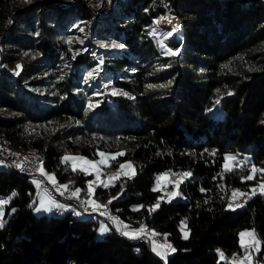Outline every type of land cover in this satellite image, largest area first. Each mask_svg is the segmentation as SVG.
<instances>
[{"label":"trees","instance_id":"16d2710c","mask_svg":"<svg viewBox=\"0 0 264 264\" xmlns=\"http://www.w3.org/2000/svg\"><path fill=\"white\" fill-rule=\"evenodd\" d=\"M161 1L181 21L175 57L158 52L148 35ZM122 5L127 18L98 30L122 37L127 49L106 60L104 83L96 85L85 79L91 54L78 52L73 59L69 46L78 41L65 39L68 22L92 20L86 0H0V47L6 51L0 59L14 74L0 77V145L40 155L43 169L71 192L84 187L90 174L73 172L60 161L61 152H123L110 165L131 159L135 176H121L107 188L98 185L94 194L111 200L107 206L116 219L153 228L176 251L165 259L143 237L112 228L99 234L100 211L78 216L68 205L36 212L30 207L34 181L0 165V197L16 193L3 209L0 264H231L217 250L240 252L243 227L255 229L262 242L256 256H263L264 196L234 210L227 205L232 189L250 188L261 173L252 181L241 177L253 165L264 168V0ZM90 103L95 107L89 109ZM228 152L236 156L232 171L223 168ZM164 169L191 173L179 185L185 198L163 199L149 213L161 194L152 190L154 176Z\"/></svg>","mask_w":264,"mask_h":264},{"label":"snow or ice","instance_id":"6c2138e0","mask_svg":"<svg viewBox=\"0 0 264 264\" xmlns=\"http://www.w3.org/2000/svg\"><path fill=\"white\" fill-rule=\"evenodd\" d=\"M97 7L99 6V4L96 5ZM162 20L168 21L169 23H171V21L169 20L168 17H161ZM154 24H159V21H154ZM180 27V25L177 23L176 25H174L173 27V32H175L178 28ZM81 31H83V29H81ZM157 33V29L156 28H152L151 31L148 32L149 36H153L155 37ZM169 35H171V33H169ZM68 43L72 42V38H69ZM81 43H83V41H80ZM98 44L100 47L102 48H123L124 45L117 43L116 41H112L111 43H105L103 41H98ZM161 47H164V42L161 41ZM180 49L177 48L175 50H173L172 48H166V50L164 51V55L166 56H170V57H175L179 54ZM24 55H28V53H25ZM78 55V52L73 53V59H75V56ZM101 64H103V59H101L100 61ZM21 65L17 64L16 65V69H15V74L19 75L20 74V69H21ZM99 70V65L97 66L96 71ZM93 75L92 72H90L88 74L89 77H91ZM63 77H61L62 79ZM87 79V78H86ZM171 83V81L169 82ZM148 87H152L151 85H149ZM164 87H166V85H164ZM219 91V90H217ZM113 95H125L127 96L128 94L119 90H113ZM228 95H232L231 92L228 93ZM131 98V97H130ZM216 103H219V100L216 101ZM95 107V105L93 104H89L88 108L91 109ZM212 154H215V150H213ZM98 155L100 157L99 160H89L86 157H82V156H71V155H65L61 158V162H71V168L72 171L75 172L77 170L88 174L89 172H94L96 175V180L92 181L89 180L87 182V191H88V196L89 199L86 201H81V203L83 205H87V207H85V211L89 210V207L91 208V211L96 212L98 211L100 208H106L107 205H101L98 204L95 200H93L91 197L93 196L94 193V184H98L99 186L102 187H109V184L114 181L119 179L121 176L127 177L129 179H131L132 177L135 176V171L134 166L132 165L131 162H124V163H120L119 164V168L117 169V171L115 173H112L109 175L107 181H101L100 180V170L99 167L101 165L107 167L109 166L108 161H115L117 159V157L120 156H124L125 154L123 152H117L115 154H106L104 152H98ZM27 159V157L25 158ZM236 160V156L233 154H225L224 156V165L223 168L225 171H232V164L231 162ZM77 161H81L82 164H78ZM16 167H23L22 164H17ZM41 175H44L47 177V179L53 184H56V180H55V176L53 174H47L44 172L43 167H40L37 169ZM261 173V179L257 182V184L253 187H251V189L248 192H243L240 189H233L232 190V194L231 197L229 198V203L227 205V207L229 209H236V208H241L244 205L240 204V203H234V201L236 199H238L239 197H244L245 201L247 199H250L253 196L256 195H261L264 196V168L258 169L255 165H253L249 171V174L242 176L241 179L242 180H247V181H252L256 179V173ZM169 175H174L177 176L178 178L172 182L174 183V190L172 192L167 193V197L170 200L172 197L174 196H179L180 192L176 189L179 188L180 183H182L183 178H186L188 176L191 175L190 172H183V173H172L171 170H169V172L166 173H162L159 177H157V181H156V187H154L152 190L153 191H157L158 189H160L161 187V181L166 180L167 177ZM171 182V181H170ZM59 188L61 189H67L68 185H60ZM80 189L77 188L75 189V191H73L71 193L72 197H78L79 193H80ZM121 191H123V186H121ZM201 191H205L204 189H201ZM63 194V193H62ZM16 193H13L12 196H15ZM119 195V193L117 194ZM12 196L8 197L7 199H0V228H3L5 225V221L2 219V217L4 216V206L7 205L10 200L12 199ZM116 197H112L111 199H115ZM164 197H158L157 198V202L155 204H153L152 206L149 207L148 211L149 213L154 212L157 208H159L160 206V201L163 200ZM52 200L51 197L48 198V200H45L43 197L40 199L39 202V206L36 207L37 211L40 210H50L49 205L52 204ZM109 203H111V200H109ZM34 205H30V207H33ZM58 206V205H57ZM138 210V209H135ZM13 211H15V209H13ZM76 215H80V213H75ZM103 214V213H101ZM113 220L115 221L116 218L113 217ZM182 232L184 233L183 238L184 239H188V232L186 231V221H182ZM125 228H127V226H125ZM117 230L119 231V227L117 228ZM100 232H105L107 231V228L102 224L100 229ZM123 235L125 236H129L130 238H138V237H142V236H147L148 233L145 232L144 230V226L141 225L140 229H134L131 232L129 231H123ZM152 236L157 235L155 232L151 233ZM239 243H240V247L243 249V256H238L236 254L233 255L231 264H253V252H260L261 249V240L259 238H257L256 236V232L255 229H245L242 230L239 234ZM152 251L156 252L157 255L161 256L162 258L167 257V254L169 252H175L176 249L174 247H172L171 245H157L155 243V241H153V247H152ZM219 252V250H217ZM220 258L223 260L225 259L224 254L222 252H220Z\"/></svg>","mask_w":264,"mask_h":264},{"label":"rangeland","instance_id":"374dc122","mask_svg":"<svg viewBox=\"0 0 264 264\" xmlns=\"http://www.w3.org/2000/svg\"><path fill=\"white\" fill-rule=\"evenodd\" d=\"M101 2H102L101 0H98V1H95V0H86V3L88 4V6L92 9V20H90L89 22H83V21H79V20H74V21L68 22L67 23V26H66L67 27V29H66L67 31H66V38H65L67 40L69 38H72V39L74 38V39H76L78 41V44L77 45H72L71 44L69 46L72 55H73V53L82 52V51L83 52L86 51L87 53L91 54L94 63H93V65L88 70H86V72H85V79L86 78L87 79H91L92 82H94L96 85H98V84L102 85L104 83V72H105L104 65H105L106 60H108L111 55H117L118 53H123L127 49V47L125 46V44H124V42L122 40V37H120L119 39L113 38L114 36L111 33H108V32L105 35L104 34L103 35L102 34L99 35V31L100 30H98V28L102 27V25H114L115 24V22H113L110 19L111 16L114 15V17H117V18H127L124 15L125 12L122 11L123 8L120 9V7H119V10H121V11H117L118 9L117 10L115 9V13L112 12V15L110 13L108 16H104V17L97 16L96 13L94 12V8L91 5H97V4L101 5ZM160 7H162V10L160 12H158V14L156 15L157 18H159L162 15L161 14L160 16H158L162 12H164L163 14L171 13V11H169L168 9L165 8L163 1H161ZM173 15H175V14H173ZM93 16H95V17H93ZM156 16L154 18H156ZM175 16L177 17V15H175ZM154 18L151 19V23L152 24H153ZM104 20H106V22ZM95 23H97V27H96L97 34L93 33V29L94 28H92L93 26H95ZM81 29H83V31H81ZM151 29H152V27L150 25L149 31H151ZM178 33H180V31ZM178 35L179 36H177V37H178V40L179 41L175 44V46H174V43H173V45H171L169 43H166L164 45V47H161V49L159 50L157 48L156 43H153L154 44V47L156 48V50L158 52H160L162 54L164 53V51L166 50V48H172L173 50H175V49H177V48L180 47V45L178 46V43L181 41V38H182L181 33L178 34ZM101 37L102 38L103 37H110L112 40H114V41H116V42H118L120 44H123L124 47L123 48H116V50L115 49L101 48V47L97 46V44L95 43L96 39L97 38H101ZM150 38H151V36H150ZM174 40H177V39H174ZM80 41H83V43H81ZM0 44H1V41H0ZM1 46H2V44H1ZM5 53H6V51H4L0 47L1 57H3V54H5ZM101 59H103V64L100 63ZM0 63L3 64L2 58L0 59ZM98 65H99V70L96 71ZM90 72L93 73V75L91 77L88 76V74ZM11 73H12V71H11ZM233 88L234 87H232L231 90H233ZM0 148H3V150L6 149V148L2 147L1 145H0ZM7 151H9V150L7 149ZM12 152L13 153H16V154H20V155L21 154H24L25 156L26 155H32V154H34L33 156H36V158L39 159V163H38L39 164V168L42 167V160H41V156L40 155H38L36 153H33V152H26V153L25 152L18 153V152H15V151H12ZM98 152H104L106 154H115V153H117V151H111V150H105V149H98L97 152H96V154L94 156H89V155H86V154H83V153H78V152L63 151V152L60 153L59 159L61 161V158L63 156H65V155H71V156H82V157H86L89 160H99L100 157L98 155ZM226 154H232V153L231 152H228ZM124 162H131L132 165L134 166V169L133 170L135 171V165H134V162L131 159H123V160H120L115 165H110L111 164V160H109L108 161L109 166L105 167V166L101 165L99 167V170H100V180L101 181H107L109 175L112 174V173H115L117 171V169L119 168V164L120 163H124ZM63 163L64 164H68L71 167V162H63ZM77 163L78 164H82L81 161H77ZM224 163H225V161H223V164ZM231 164H233V162H231ZM44 172L47 173V174H53L52 172H47L45 170H44ZM166 172H169V170H165V169L164 170H160L159 172H157L155 174L154 179H153V187H156L157 177H159L162 173H166ZM183 172H188V171H183ZM172 173H175V172H172ZM176 173L179 174V172H176ZM88 174H90V177L86 180V183H85L84 187H81V186L77 185V186L73 187V189L71 188L72 192L75 191V189H77V188H79L81 190L78 197H81V199L83 201H86V200L89 199L88 191H87V187H88L87 186V182L89 180H92V181H95L96 180V175H95L94 172H89ZM30 178L36 184V191H35V197H34L35 203H34V206H33V210L34 211H36V212H43L44 211V212L51 213V212H54L56 209H60V210L67 209V207L63 204V202H64L63 200H62L63 202H61L60 201L61 199H58V198L54 197L52 194H50L45 189H41V181L39 180V178H37V177H30ZM177 178H178L177 176L169 175L166 180L161 181V187L159 189L161 191V194L159 195V197L163 196L165 200H169L166 194L169 193V192H172L174 190V183H172V182H174ZM46 179H47V177H46ZM58 183L59 182L56 181V185ZM60 184L61 185H66L64 183H60ZM256 184L257 183L251 185V187L255 186ZM56 185H54V186H56ZM96 186H98V184H94V190H95V187ZM251 187L248 188V189H240V188H234V189H240L243 192H248L251 189ZM68 188H70V187L68 186ZM176 190H178L180 192V195L179 196H181V198H185V194L181 191L180 187L178 189H176ZM231 194H232V191H231ZM231 194L228 197V202H229V198L231 197ZM42 197L45 200H48V198L51 197V200H52L53 203L49 205L50 210H43V209L40 210V211H37L36 210V207L39 206V202H40V199ZM175 197L176 196L172 197L170 200H172ZM91 198L93 200H95L97 203L99 202V204H101V205H107V203H109V200H110L109 198H107L105 200H102L99 197H97L94 193H93V196ZM0 199H5V198L0 197ZM244 200H245L244 197H239L238 199H236L234 201V203H240V204H242ZM85 206H87V205H85ZM100 209H103V208H100ZM98 211H100V210H98ZM77 212L80 213V215H78V216L86 215V214L82 213L80 210H76L75 211V213H77ZM2 219H3V217H2ZM96 219L98 220L97 232L99 234H102V232L99 231L101 225L103 224L106 228H108L110 225L108 224V222H106L104 219H102L100 217L99 218H96ZM113 222H114V220H113ZM115 224H116V226H120L121 228H123V231H129V232H131L134 229H140L141 228V226H138V227L130 226V225L126 224V222L123 221L120 218H118V219L115 220ZM125 226H127V228H125ZM180 229H182V223H180ZM245 229H253V228H251V227H243V228H240L238 234L242 230H245ZM144 230H145V232L148 233V235L147 236H142V237H147V240L146 241L149 242V246H150V249L151 250H152V247H153V241H155V243L157 245H170L169 242H168V240L166 238H161V237H159L157 235L152 236L151 233L152 232H155L153 228L144 225ZM186 231L188 232L187 226H186ZM155 233L157 234V232H155ZM181 233H182V235H184V233L182 232V230H181ZM256 236H257V238H259V236L257 235V233H256ZM127 237H129V236H127ZM138 238H141V237H138ZM138 238H135V239H138ZM218 250H219V252H218V257L219 258H220V252H222L224 254L225 259H228L230 261H232V258H233V255L234 254H236L238 256H243V254H244L242 248H241V251L240 252H235V253L228 254V255L225 254L221 249H218ZM154 253H156V252H154ZM169 253H171V252H169ZM252 255H253V264H264V255L261 256V257H258V256H256L257 255V252H253Z\"/></svg>","mask_w":264,"mask_h":264},{"label":"bare ground","instance_id":"6f19581e","mask_svg":"<svg viewBox=\"0 0 264 264\" xmlns=\"http://www.w3.org/2000/svg\"><path fill=\"white\" fill-rule=\"evenodd\" d=\"M102 2H101V5H103L104 4V2H105V0H101ZM128 0H111V3H110V5L108 6V8L102 13V14H100V15H97V16H101V17H104V16H108L110 13H111V15H112V12H114L115 13V9L117 10V11H121V10H119V7H120V9H122V3H125V2H127ZM164 6H165V8H166V6H167V3H164ZM123 11V10H122ZM94 12L96 13V11H95V9H94ZM123 14V13H122ZM110 15V16H111ZM118 15V14H117ZM120 15V14H119ZM124 15H125V17H127V15H126V13H124ZM93 17H95V16H93ZM161 17H168L169 18V20L171 21V23H169L168 21H165V20H162L161 19ZM117 17H114V15L113 16H111L110 17V19L113 21V22H115V19H116ZM118 19H126V18H118ZM105 22H106V20H104ZM117 21V20H116ZM154 21H159V24L157 25V24H154ZM154 21H153V24L151 23V27L152 28H156L157 29V33H156V36L154 37L155 38V40H156V42H154L153 41V43H156V45H157V48L160 50L161 49V41H163L164 42V45L166 44V43H169V44H171V45H173V43H174V46H175V44L179 41L178 40V37L177 36H179L178 34H180V33H178L179 31H180V27H181V22H180V18L179 17H176L175 15H173L172 14V12L171 13H167V14H162L159 18H154ZM102 23V22H101ZM179 24L180 25V27L175 31V32H173V27H174V25H176V24ZM116 24V23H115ZM101 25V24H100ZM152 30V29H151ZM169 33H171V35H169ZM3 36V35H2ZM174 39H177V40H174ZM174 40V41H173ZM98 41H103V42H105V43H111L112 41H114V40H112L110 37H101V38H97L96 39V41H95V43L97 44V46H99V44H98ZM118 41V40H117ZM181 42V41H180ZM180 42L178 43V46L180 45ZM118 43V42H117ZM177 46V45H176ZM100 47V46H99ZM102 48V47H101ZM180 48V47H179ZM106 49H115L116 50V48H106ZM118 50V49H117ZM4 68L6 69V71H0V77L1 76H3V75H12L11 74V72H10V70L7 68V66H4ZM0 151L2 152V153H10L11 155H13V156H16V157H19V159L20 160H26V161H33L34 159H37V162H36V169H38L39 168V159L38 158H36V156H33L34 154H32V155H24V154H16V153H13L12 151H7V149H5V150H3V148H0ZM26 153V152H25ZM36 155V154H35ZM27 157V159H25ZM0 165L1 166H3V167H8V168H11V169H13V170H15V171H17V172H19V173H21V174H23V175H26L27 176V173L22 169V168H18V167H15V166H11L10 164H6V163H4V162H0ZM38 171V170H37ZM38 173L40 174V176L43 178V179H45V180H47L46 179V177L44 176V175H41V173L38 171ZM48 181V180H47ZM53 187H58L59 188V186H60V184H55L56 186H54L52 183H50ZM65 191H67V192H69V193H72L69 189H64ZM54 197H56V198H58V199H61V200H64V202H69V195H61V194H54ZM76 199H77V201L80 203V204H82L81 203V199L79 198V197H75ZM70 207H72L71 209H73V208H75L76 210H80L82 213H84V214H88V215H93V216H95V214L97 215V213H95V212H93V211H91V209H89L88 211H85V209H82V208H80V206L77 204V203H70V204H68ZM83 205V204H82ZM85 206V205H84ZM68 208V207H67ZM108 208V212H109V216H110V218H113V217H115V215H114V213H113V211L112 210H110V208L107 206L106 208H103V209H107ZM101 213H103L102 211H100V215H102V219H105V214L103 213V214H101Z\"/></svg>","mask_w":264,"mask_h":264},{"label":"built area","instance_id":"2783aa9c","mask_svg":"<svg viewBox=\"0 0 264 264\" xmlns=\"http://www.w3.org/2000/svg\"><path fill=\"white\" fill-rule=\"evenodd\" d=\"M110 3H111V0H105L103 5H99L98 7L96 5H91V6L95 9L96 14L100 15L108 8ZM151 39L152 41L156 42L153 36H151ZM0 71H6V69L1 63H0ZM0 162H4L6 164H10L11 166H15V167L17 164H22L23 167H20V168H22L27 173V176L39 178V180L41 181V189H45L53 196L54 194L69 195V202H63V204L66 207H68V204L70 203H77L82 209H85V207H87V206L80 204L75 197L71 196V193L65 191L64 189L53 187L49 181L43 179L36 169L37 159H34L33 161L20 160L19 157L13 156L10 153H2L0 151ZM89 209L91 208L89 207ZM99 210L105 214V220L110 225L108 228L117 229L119 227V229L123 231V228H121L120 226H116L115 221L113 222V220L110 218L108 208L99 209ZM143 238L145 239V241L147 240V237H143Z\"/></svg>","mask_w":264,"mask_h":264},{"label":"water","instance_id":"95a60500","mask_svg":"<svg viewBox=\"0 0 264 264\" xmlns=\"http://www.w3.org/2000/svg\"><path fill=\"white\" fill-rule=\"evenodd\" d=\"M181 45H182V38H181V42H180V47H181Z\"/></svg>","mask_w":264,"mask_h":264},{"label":"crops","instance_id":"0c3cea01","mask_svg":"<svg viewBox=\"0 0 264 264\" xmlns=\"http://www.w3.org/2000/svg\"><path fill=\"white\" fill-rule=\"evenodd\" d=\"M98 204H99V202H98ZM107 230H108V228H107Z\"/></svg>","mask_w":264,"mask_h":264}]
</instances>
